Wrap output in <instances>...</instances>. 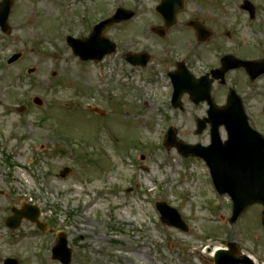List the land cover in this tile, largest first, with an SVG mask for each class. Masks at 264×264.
Returning a JSON list of instances; mask_svg holds the SVG:
<instances>
[{
	"label": "rangeland",
	"instance_id": "374dc122",
	"mask_svg": "<svg viewBox=\"0 0 264 264\" xmlns=\"http://www.w3.org/2000/svg\"><path fill=\"white\" fill-rule=\"evenodd\" d=\"M154 1L14 0L10 29L0 30V249L10 243L6 254L20 264H61L52 259L61 232L71 264H215L228 243L236 244L237 258L264 264V207L250 206L232 223L233 203L217 193L204 160L163 145L170 126L181 142L208 144V132L196 131L207 104L185 95L184 112L174 110L171 81L157 64L140 72L119 52L82 62L65 42L69 34L87 37L90 23L117 7L149 9ZM249 1L258 6L254 20L240 8L244 0H188V10L214 25L209 46L216 52L238 49L236 41L246 59L264 58V0ZM120 28L110 35L118 37ZM124 43L130 49L120 52L146 44ZM14 53L22 58L8 65ZM208 58L196 65L198 77L216 65ZM230 77L245 84L241 73ZM246 85V107L264 122V80ZM216 95L226 103L225 91ZM65 167L71 172L61 177ZM156 202L176 208L189 230L164 224ZM25 204L40 208L45 233L28 220L16 230L3 225Z\"/></svg>",
	"mask_w": 264,
	"mask_h": 264
},
{
	"label": "water",
	"instance_id": "95a60500",
	"mask_svg": "<svg viewBox=\"0 0 264 264\" xmlns=\"http://www.w3.org/2000/svg\"><path fill=\"white\" fill-rule=\"evenodd\" d=\"M11 5L12 0H5L0 6V25L5 32L9 29L7 20ZM243 8L251 9L252 16H254V7L250 5V2L245 1ZM130 16L131 14L121 9L118 11L116 18L119 17L120 19L122 17L126 19ZM89 42L90 41L72 42L75 54L79 55L83 60H101L106 55V52H102L103 46L97 45L98 43H96L91 47ZM111 51L112 50L109 52ZM19 57L20 54H16L9 60V63L16 61ZM256 64H258L259 67L258 71L253 69V63L240 62L239 60H235L230 67L234 68L238 65H243L252 73L253 77H256L258 75L257 73H262L264 71V61H259ZM33 71L34 70H30V72ZM224 73L225 70L222 71L221 75H224ZM203 81L204 79H202L200 83ZM186 86L196 102L202 99L204 100L206 97L209 98L210 96V89L206 90V94H203L200 84H193L189 78L178 77V79L175 80L177 97L183 93V89H185ZM199 95H202V97ZM35 102L39 105L42 104V101L38 98ZM174 103L176 104L177 102L175 101ZM210 103L211 109L209 110V118L199 122L200 132L206 127V122H210L213 126V139L209 147L176 142L173 129L169 131L166 145L171 147L176 144L182 154L187 155L193 153L206 160L219 191L221 193L228 192L234 200V215L232 222H235L249 205L254 203L264 204V139L249 127L242 101L235 92H232L229 96V104L226 107L216 108L212 102ZM222 124L226 126L229 133V140L224 144L220 141L218 132L219 126ZM69 173L70 168H64L61 172V176L66 177ZM157 205L161 212V219L163 222L184 231L188 230L187 225L176 209L164 202H159ZM31 209L32 208H30V210ZM17 213L19 215L18 217L27 216L33 221H37L39 215L38 210L32 211L30 214L26 212L20 213L18 211ZM229 247H231V252H220L219 255L221 256L216 260L217 264L245 262L244 260L235 258L237 250L234 244H229ZM53 253L54 258L60 259L63 264H70L72 250L68 248L66 234L61 233L59 235V242L55 246ZM224 255L228 258L225 259L223 257Z\"/></svg>",
	"mask_w": 264,
	"mask_h": 264
},
{
	"label": "flooded vegetation",
	"instance_id": "af4514ba",
	"mask_svg": "<svg viewBox=\"0 0 264 264\" xmlns=\"http://www.w3.org/2000/svg\"><path fill=\"white\" fill-rule=\"evenodd\" d=\"M163 0H155L154 5L149 9H139L135 11V15L132 20L127 22L119 23L116 26H120V32L118 37L111 36V28H109L105 34L109 36L117 47L116 54L119 52L123 56L124 60L129 53L140 54L146 53V57L150 59L149 63L145 67H136L140 72L155 70L153 65L157 64L161 69V74L170 77L173 75H181L192 73L195 77H198L196 71V65L200 63V60H208V57H215L216 65L208 67L206 73L212 72L216 69L221 68L222 58L229 54H236L234 51H223L216 52L209 44L213 43V39L217 37L214 25L208 24L209 22L200 14V12L188 10V0H182L183 5L181 7H174L167 11L166 14L159 12L158 6ZM208 22V23H207ZM133 25L132 30L124 29L125 26ZM207 29V39L199 34L198 28ZM125 41L131 42L136 46L142 43H146L141 49L137 51L120 52L121 47L130 49ZM119 42V44H118ZM159 47L161 50L158 51L153 49ZM216 50L218 47H215ZM208 50H213L208 54ZM218 51V50H217ZM216 52V54H215ZM142 61L141 58L138 59ZM232 71L227 73V76ZM242 77H247L246 72L243 68L239 69ZM205 73V74H206ZM264 80V75L259 77L256 81L260 82ZM236 83V82H235ZM237 83L235 84V86ZM244 85V84H243ZM243 85L238 86L243 87ZM234 85L232 84H221L220 81H214L213 83V97L216 101V94L223 90L228 92ZM215 89V93H214ZM216 95V96H215ZM217 102V101H216ZM259 119V116L251 115V125L264 134V122L263 118ZM7 244V243H6ZM2 244L4 247L0 249V264H6V259L13 257L7 255L6 251L10 247V244Z\"/></svg>",
	"mask_w": 264,
	"mask_h": 264
},
{
	"label": "bare ground",
	"instance_id": "6f19581e",
	"mask_svg": "<svg viewBox=\"0 0 264 264\" xmlns=\"http://www.w3.org/2000/svg\"><path fill=\"white\" fill-rule=\"evenodd\" d=\"M138 251V250H137ZM138 252H140V251H138Z\"/></svg>",
	"mask_w": 264,
	"mask_h": 264
}]
</instances>
